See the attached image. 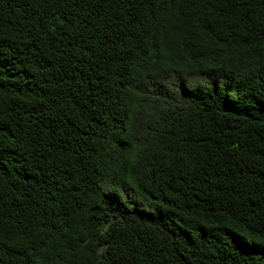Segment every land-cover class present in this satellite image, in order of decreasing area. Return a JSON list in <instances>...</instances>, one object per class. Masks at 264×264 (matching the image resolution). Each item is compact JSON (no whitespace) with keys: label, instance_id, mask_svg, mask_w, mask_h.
<instances>
[{"label":"trees","instance_id":"obj_1","mask_svg":"<svg viewBox=\"0 0 264 264\" xmlns=\"http://www.w3.org/2000/svg\"><path fill=\"white\" fill-rule=\"evenodd\" d=\"M0 264H264V0H0Z\"/></svg>","mask_w":264,"mask_h":264}]
</instances>
